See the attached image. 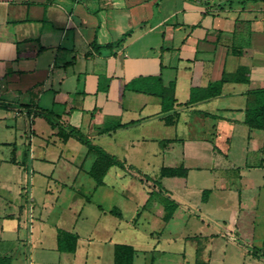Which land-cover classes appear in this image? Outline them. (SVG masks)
I'll list each match as a JSON object with an SVG mask.
<instances>
[{
    "label": "crops",
    "instance_id": "0c3cea01",
    "mask_svg": "<svg viewBox=\"0 0 264 264\" xmlns=\"http://www.w3.org/2000/svg\"><path fill=\"white\" fill-rule=\"evenodd\" d=\"M129 32L118 48L93 47L95 42L115 43ZM240 67L249 69V83H226L222 96L188 105L192 85L205 88ZM160 75L165 87L176 81L173 125L164 120L160 97L125 88ZM260 88H264V0H0V102L13 106L0 108V247L6 243L1 237L6 226L22 245L43 246L47 220L43 212L51 214L62 193L70 189L77 198L67 209L77 218L72 229L56 225L55 242L48 248L53 252L58 251V229L79 236L73 254L78 255L81 219L92 217L98 230L102 217L124 220L126 207L135 202V226L141 221L162 228L151 231V238L158 236L150 249L133 246L135 264L138 258L142 264H225L224 249L197 251L189 260L185 252L164 249L161 242L166 232L170 241L185 238L170 232L171 227L189 222L195 209L208 227L223 223L228 233L218 232L222 237L232 241L244 237V201L230 218L222 219L219 214L225 209L217 198L226 192L223 184L205 187L190 180L193 176L212 179L238 136L244 139L247 153L261 151L254 131L244 123L246 94ZM22 118L29 122V135L19 126ZM115 122L137 124L100 133ZM38 127L46 129L37 133ZM71 127L80 129L125 168L112 167L105 184L97 187L89 176L96 157L88 155V149L79 155L78 140L63 142L57 136L59 129L69 132ZM25 150L28 157L23 164ZM181 165L189 169L187 177L161 178L163 168ZM84 176L93 181L91 196L99 191L113 199L120 196L121 207L98 205L99 213L93 212V198L82 192L79 181ZM239 177L244 176L239 173ZM37 184L46 192L41 202L35 197ZM204 192L209 195L200 200ZM165 199L178 206L169 222L164 221ZM114 208L121 217L111 213ZM214 212L218 214L212 218ZM120 225L113 228L118 230ZM36 230L41 236L35 237ZM24 231L27 237L21 239ZM95 238L106 243L102 236ZM115 245L111 244V262H104V251L97 250L92 264H114ZM251 258L249 264L254 259L256 264L264 263Z\"/></svg>",
    "mask_w": 264,
    "mask_h": 264
},
{
    "label": "rangeland",
    "instance_id": "374dc122",
    "mask_svg": "<svg viewBox=\"0 0 264 264\" xmlns=\"http://www.w3.org/2000/svg\"><path fill=\"white\" fill-rule=\"evenodd\" d=\"M5 110V109H4ZM10 125H14V120L9 121ZM19 126L26 131V135H29V122L25 119L19 120ZM26 129V130H25ZM40 127L37 128V133L44 131ZM256 140L261 145V151L247 153V149L244 148V139H236L235 144L230 149L229 154L226 157L225 162H221L220 168H218L212 174V179L209 176L206 178L192 177L191 182L196 184H203L205 187L216 183L218 186L222 185L226 189V192L218 195L221 206L224 211H220V218H230L231 215L238 209L239 204L243 201L246 205L245 214L241 221V233L244 236L242 239L232 241L230 238L218 234L220 231L228 233L227 228L223 227L221 222L219 225L212 223L211 227L208 224H204L202 220H206L197 209L192 211V218L189 222H182L181 224L173 223L170 232L176 235L188 238H177V241H170L169 232L165 234V238L162 239L161 246L164 249L185 252L187 258L191 260L197 251H215L220 252L224 249L228 255L225 264H249L253 262L251 256H254V248H258L264 241V132L254 131ZM55 138L53 139V141ZM77 153L80 155L85 154L87 148L85 145L78 143ZM59 151L62 149L58 146ZM22 151V150H21ZM224 164V165H222ZM239 173H242L243 178L239 177ZM199 177V176H198ZM20 180V177H19ZM82 181V192L86 193L88 197H92V206L90 209L99 213L97 209L98 205H102L104 208L110 206L121 207L122 198L115 196L114 199L109 197L105 191H99L98 194L91 196L90 182H93L89 176H84L79 179ZM137 187L140 186L139 181H136ZM26 187V184H25ZM31 187V183L27 186ZM26 187V188H27ZM25 188V189H26ZM35 197L38 202L46 199V192L43 186L40 184L34 187ZM58 195V194H55ZM59 196V195H58ZM57 197V196H55ZM77 198V192L70 189L64 191L59 198L58 205L52 211L51 214L43 212V218L46 217V224L43 228V246H39L38 243H34L32 246L25 242L22 245L21 241H17V234L9 232V227L6 226V232L1 236L6 241L3 247H0V255H9L13 257L14 264H92L97 261V250H103L104 262H111V244H125L134 246L141 251L150 249L151 244L157 240L158 234L151 238V231L159 232L162 228L160 226L148 227L141 221H138L137 226L134 225V217L136 216L137 203H129L126 207L124 214V220L113 219L112 217H102L98 230L94 229L93 219L89 216L88 220L81 219L78 224V228L81 234L80 251L78 255L62 254L58 251H51L48 249L50 244L54 241L52 235L56 230V225H61L63 228L72 229L74 220L77 215L72 214L67 208ZM199 199H203V194L199 196ZM254 207V208H253ZM66 209V210H64ZM89 211V210H88ZM85 209L84 213H89ZM166 212H164V215ZM207 214V213H206ZM218 214V213H217ZM212 213V218L217 215ZM90 215V214H89ZM199 215L202 217L199 220ZM208 217V216H207ZM212 221V220H210ZM207 222V220H206ZM121 224L118 230L113 227H117ZM136 223V222H135ZM16 225V223H14ZM59 225V226H60ZM255 230L254 239L251 238L252 232ZM37 231V230H36ZM95 231V232H94ZM98 231V232H96ZM40 230L35 232V237L40 233ZM94 232V234H93ZM38 235V236H39ZM217 235V236H214ZM21 239L27 237V232L21 233ZM41 236V235H40ZM97 236H102L106 243L100 244L95 239ZM53 238V239H52ZM94 239V240H93ZM27 241V239H26ZM155 244V243H154ZM249 253H251L249 255ZM150 258V257H149ZM254 258H256L254 256ZM259 259V258H257ZM263 260V259H262ZM256 259H254V264ZM136 264H142L140 258L137 259ZM264 264V263H263Z\"/></svg>",
    "mask_w": 264,
    "mask_h": 264
},
{
    "label": "trees",
    "instance_id": "16d2710c",
    "mask_svg": "<svg viewBox=\"0 0 264 264\" xmlns=\"http://www.w3.org/2000/svg\"><path fill=\"white\" fill-rule=\"evenodd\" d=\"M130 32L124 35L119 41L108 44L106 46H99L96 42L93 47L96 50L101 48H118L124 44L127 40ZM250 71L246 67H240L234 74L224 73L222 78L216 82H211L205 88H200L196 85H192L191 96L188 105H194L196 103L209 101L222 96L223 87L226 83H249ZM142 88L141 86H144ZM126 90H132L137 93L150 94L158 96L162 100V113L167 125H173L177 113L175 111L176 99V81L170 82L165 87L162 83V77L157 76L154 78L139 79L126 85ZM247 104L245 109V121L250 131H263L264 132V88L255 89L247 92ZM13 107L11 104L0 102V108L9 109ZM137 122H131L128 124H121L120 122L109 123L101 130V134H108L116 132L119 129H126ZM57 136L67 142L69 139L74 138L81 144L85 145L88 149V155H94L95 161L89 171V176L95 181L97 187H101L105 184V177L112 167H119L124 169L125 164L119 161L115 156L108 154L103 148L94 145L91 140L86 137L80 129L69 128V132L63 129H59ZM28 157V150L23 152V164ZM15 161L13 160L12 163ZM189 173V169L184 165L178 168H163L161 170V178H185ZM209 192H204L203 200ZM177 204L170 200H164L165 216L164 221L169 222L175 211L177 210ZM111 213L115 216L121 217V212L118 208H114ZM139 215V214H138ZM79 236L77 234L58 229L57 230V250L60 253L74 254L77 251ZM137 251L131 245L116 244L114 247V264H135ZM254 256L264 260V241L262 248H254ZM13 257L9 255L0 256V264H12Z\"/></svg>",
    "mask_w": 264,
    "mask_h": 264
}]
</instances>
